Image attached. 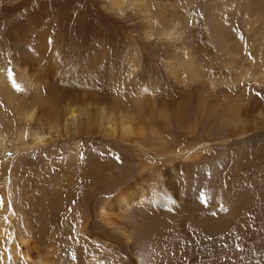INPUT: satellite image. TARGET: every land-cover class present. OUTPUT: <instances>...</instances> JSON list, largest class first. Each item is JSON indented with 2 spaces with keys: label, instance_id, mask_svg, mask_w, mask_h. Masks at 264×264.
I'll return each mask as SVG.
<instances>
[{
  "label": "rangeland",
  "instance_id": "obj_1",
  "mask_svg": "<svg viewBox=\"0 0 264 264\" xmlns=\"http://www.w3.org/2000/svg\"><path fill=\"white\" fill-rule=\"evenodd\" d=\"M148 4L151 13L124 7L120 14L108 0H0V65L14 69L20 47L32 51L41 31L58 60H81L101 47L103 64L123 58L118 65L125 76L135 62L136 79L176 97L182 92L175 81L183 83L187 75L182 47L190 42L194 67L227 88L247 85L253 106L264 104V81L255 84L243 76L244 71L264 72V0ZM145 18L153 19L151 25ZM84 24L90 27L80 31ZM149 25L152 33L176 25L186 40L165 49L155 38L143 37ZM169 63L178 69V80L170 76ZM253 106L245 112L250 126L243 137H232L208 116L190 132L167 129L168 147L177 152L203 142L207 146L187 160L193 165L190 184L179 176L171 191L159 185L155 212L138 206L118 218L120 225L99 219L100 199L140 172L133 150L80 137L29 146L22 154L0 151L8 160L19 154L11 169L5 162L0 169L1 207L13 212L9 219L0 210V264H264V127ZM75 151L79 156L68 157ZM148 160L145 172L163 169L161 161Z\"/></svg>",
  "mask_w": 264,
  "mask_h": 264
},
{
  "label": "bare ground",
  "instance_id": "obj_2",
  "mask_svg": "<svg viewBox=\"0 0 264 264\" xmlns=\"http://www.w3.org/2000/svg\"><path fill=\"white\" fill-rule=\"evenodd\" d=\"M108 1L110 7L120 14L124 13V7L144 13L149 11L148 0ZM145 22L151 25L153 19L145 18ZM150 25L147 30H142L143 37L147 40L155 38L156 43L165 49L186 40L184 34L175 28L176 25L156 33H152ZM87 27L90 26L84 24L80 31ZM217 27V33L221 35L222 29L219 25ZM209 36L215 40L217 37L218 42L224 39L223 35ZM32 41V51L24 45L20 47L19 62L14 69L0 65V151L22 154L21 151H28L29 146L38 148L60 139L80 137L90 142L95 137L105 144L113 142L124 151L133 150L140 172L123 186L117 187L106 199H100L99 219L104 224L120 225L118 218L138 206L153 210V206L160 200V191L157 189L159 185L171 191L172 187L177 186L179 176L190 184V168L193 165L190 166L187 160L205 151L207 146H203L202 141L203 145L184 147L178 149V152L169 148L172 138L167 129L171 126L181 132H190L198 119L208 116L216 124L219 122V127L234 138L249 134L247 127L250 126V116L245 112L254 105V100L248 92V86L240 84L236 88H227L205 71L194 67L195 53L190 42L182 47L187 57L182 67L187 75L182 77L183 83L175 81L182 93L174 97L167 93V88L159 87V84L151 87L136 79L135 73L139 66L133 61L125 76L123 66L118 65L123 58L112 62L115 64L110 65L108 61L103 64L106 51L101 47H96L87 56L81 57V60L75 57L68 63L67 57L60 60L55 58H59V55L50 48L44 32H36ZM44 55H47L46 59ZM167 70L174 80L179 79L178 69L173 64L169 63ZM243 76L245 81L250 79L255 84L264 81V72L244 71ZM121 83H125L126 87L119 88ZM233 91L236 93L233 94ZM263 106L253 107L256 111L260 110L256 115L264 127ZM150 153L159 157H151ZM19 154L11 160L0 154V169L4 162L8 170L11 169ZM77 155L75 151L68 157L74 159ZM148 158L161 161L163 169L156 170V173L145 172ZM84 163L86 167L90 164L89 161L88 166ZM2 205L0 200V210L3 209L11 219L13 212L2 208Z\"/></svg>",
  "mask_w": 264,
  "mask_h": 264
}]
</instances>
